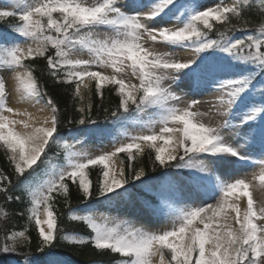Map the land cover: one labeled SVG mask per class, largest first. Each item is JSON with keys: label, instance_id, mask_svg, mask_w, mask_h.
I'll list each match as a JSON object with an SVG mask.
<instances>
[{"label": "snow or ice", "instance_id": "1", "mask_svg": "<svg viewBox=\"0 0 264 264\" xmlns=\"http://www.w3.org/2000/svg\"><path fill=\"white\" fill-rule=\"evenodd\" d=\"M6 19L16 23L0 30V149L25 194L26 207L17 215L26 223L5 232L0 264H66L54 251L58 240L108 251L119 257L116 264H264V206L257 207L253 198V180L264 187V0L212 7L204 0H5L0 23ZM236 32L244 34L237 38ZM145 40L169 50L155 51ZM176 49L192 55L176 59ZM37 58L45 59L55 84L74 85L80 115L66 119L67 125L82 126L73 134L75 143L108 136L115 145L112 131L92 118L93 81L97 96L103 98L102 89L113 86L119 97L110 114L104 108L106 120L110 116L109 122L120 127L131 121L141 134L94 157L78 151L75 143H61L60 109L35 74ZM94 68L111 69V74ZM4 72L12 74L22 101L43 102L50 117L37 126L30 113L10 107ZM128 73L139 83L127 82ZM165 81L184 83L194 94L219 93L212 107L225 119L206 124L201 117L207 113L196 110V99L179 107L182 97ZM142 144L154 152L151 170L165 169L155 180H142L145 169L133 168ZM52 147L58 149L56 157L48 155ZM120 153L127 154V172L110 167ZM97 165L102 179L94 195L86 170ZM247 167L259 168L252 180L234 177ZM67 181H78L85 202L138 200L153 216L170 220V227L150 231L77 214L69 206ZM135 181L145 192L155 191L158 202L133 193ZM14 187L0 171L6 202H21V196L11 195ZM54 193L64 197L67 220L82 223L91 235L69 233L60 225ZM241 198H246L243 209ZM91 207L86 203L85 211ZM9 215L0 205V220Z\"/></svg>", "mask_w": 264, "mask_h": 264}, {"label": "trees", "instance_id": "2", "mask_svg": "<svg viewBox=\"0 0 264 264\" xmlns=\"http://www.w3.org/2000/svg\"><path fill=\"white\" fill-rule=\"evenodd\" d=\"M192 1L193 0H187V2L189 3H192ZM249 15H251V19L253 22H258L260 19L259 16L255 14ZM12 23L16 22L14 20H6L3 23H0V30L5 29V26L7 24ZM217 27L219 28L221 26L217 25ZM243 34V32H236L235 36L239 38ZM213 35H215V33H213ZM32 63L36 65L35 74L39 78L40 83L47 89L49 95L52 96L60 109L62 123L59 128V134L62 137L61 143H63L67 141L72 132L76 131L77 127H82L67 125L66 118L78 119L80 115V113L76 111L77 101L73 99L74 85L55 84L52 78L48 75L45 59L37 58L35 61H32ZM102 91L103 98L97 96L96 93H93L91 97L92 118L97 120L107 129H110L114 136L118 134L120 135V133H123L122 131L132 122L129 121L123 127H120L114 126L109 122L111 119L110 116L108 120H106V113L104 112V108H107L110 114V112L118 105L119 97L116 95L113 86L105 87L104 89H102ZM57 154L58 149L55 147L50 148V150L48 151L49 156L56 157ZM60 156L62 162V153L60 154ZM150 156L154 159V152L152 150H146L143 156H141L140 158L135 157V159L132 161L134 169L138 170L141 167L145 169L146 176L142 177V180L147 179V177H152L153 180H155V178L159 177L161 173L165 171V169L159 167L156 171H152V159L149 158ZM122 160L123 164L125 165L124 169L127 172L128 159L127 157H123ZM173 163H175V161H173ZM41 168H43V165H41ZM0 170L7 174L12 179L13 185H15V187L11 191V195H13V197L18 195L21 196V202H17L15 199H13V201L11 202H6L4 200L3 194H0V205H3L4 208L10 213L9 217L6 220H0L1 241L2 239H4V234L6 231L13 229L21 230L24 227L26 218L25 216L17 215V213L24 211L26 207V201L24 199L25 194L19 190V182L15 178L12 167L10 166L8 159L1 152V150ZM88 176L92 181V191L95 195V192L98 188V183L102 179V170H99L97 168H90ZM134 183L137 187L132 189L133 193L138 194L145 199L152 201L153 203L158 202L155 191H153L152 193H147L140 187V181H135ZM68 199L70 202L69 206L72 209L77 210V213H87L103 200V198H98L96 200L85 202L83 199V195H81L78 187L74 186L70 182ZM86 203L92 205V207L88 211H85ZM55 208L59 216V223L66 229L67 232L74 234L91 235L90 231L82 223L70 222L67 220V213L69 208L65 206L64 198H59L57 199V201H55ZM30 235L32 238V251L35 252L37 233L34 227L30 229ZM54 251L68 264H116V260L119 259L117 255L111 254L108 251L98 252L90 245L70 246L67 244V242H61L59 240L56 243Z\"/></svg>", "mask_w": 264, "mask_h": 264}, {"label": "bare ground", "instance_id": "3", "mask_svg": "<svg viewBox=\"0 0 264 264\" xmlns=\"http://www.w3.org/2000/svg\"><path fill=\"white\" fill-rule=\"evenodd\" d=\"M231 3H234V1L232 2L231 0H204L205 7H212L218 4H231ZM191 55L192 54L184 55L185 57H183L182 60H186L190 58ZM81 58H84V57H81ZM3 75L5 76L7 80V88L10 93L9 98H8V104L10 107L19 109L21 112L26 111L27 113H30L33 117V122L37 126H39V124H41L45 118L50 117L51 113L49 109L43 103L34 105L30 102L22 101L20 99L19 95L15 91V82H14V79L12 78L11 73L4 72ZM181 95H183L182 97H184V99L180 100L178 102V105H184L187 98H189L188 102H190L192 99H196L200 101V103L197 105L196 110L207 113V115L201 117V119H203V121L206 124L217 125L225 119V117L218 115L216 110L212 107L213 102L215 98L219 95V93L217 92L205 93L204 92L202 94L192 96L186 91ZM210 108H211V111L208 110ZM13 118L27 119L26 116H17ZM16 127H17V130L24 131V129L20 125H17ZM157 131H158V128H157ZM139 134L141 133L140 132L138 134L133 133V135H139ZM127 142H129L128 139H121V140H117L114 145V143H111V142L108 143L107 141H104L102 139V140L96 141V144L89 145V147H85L83 149H81L80 147L78 148L76 147V149L78 151H86L94 157L104 152H111L114 150V146H119L120 143H127ZM143 146L144 145H142V147ZM110 167L115 168L117 171L121 167L116 157H114L113 161L110 162ZM254 173L250 167H247V168H242L238 173H235L234 176L239 175V176H247L251 178V176ZM253 194L255 197V198L253 197L254 199L257 198L258 200L262 201V203H264V187H259L255 185L253 189ZM240 205L241 206L243 205L242 200L240 201ZM124 207L126 210L124 211L125 212L124 214H119L118 212L116 213L115 210H113L107 214L102 215L99 218L100 219L99 221L103 222L105 218H107L108 222L110 223H118V222L127 221L128 223H130V225L134 227H143L146 230H150V231H159V230H163V229L170 227V223H171L170 220H166L163 217H158L156 219L153 218L151 213H149L146 209H143L141 204L137 200H133V202L131 203L125 202ZM154 260H158V257L154 258Z\"/></svg>", "mask_w": 264, "mask_h": 264}, {"label": "rangeland", "instance_id": "4", "mask_svg": "<svg viewBox=\"0 0 264 264\" xmlns=\"http://www.w3.org/2000/svg\"><path fill=\"white\" fill-rule=\"evenodd\" d=\"M232 2L234 1L235 2V0H231ZM88 2L89 3H92V2H94V0H88ZM5 6V0H0V8H3ZM213 23H215V22H213ZM102 33H103V31H101V35H102ZM21 43H23V41H20ZM145 46L146 47H149V48H152L153 50H155V51H160V52H163V51H168L169 49H167V48H165L163 45H160V44H157V45H155V46H153L152 44H151V42L150 41H147V40H145ZM175 51V58L176 59H180V60H182L183 59V57H185L184 55H189V54H192L190 51H187V50H184V49H176V50H174ZM84 58L86 57L87 58V56L86 55H84L83 56ZM93 70H100V71H105L107 74H110V72H111V69H93ZM124 78L126 79V81L127 82H129V83H136V84H138L139 83V81L138 80H136L134 77H132L131 75H130V73H128V74H126L125 76H124ZM94 81L93 82H90V87H91V89H92V85H94ZM165 85L166 86H168V87H170L171 89H172V91H174V92H176L178 95H180L181 97L183 96V95H181V94H183L184 92H186L187 91V93H189L190 95H192V96H195V95H199V94H201V93H192V92H190L189 90H188V86L186 85V84H184V83H175V82H173V81H165ZM183 92V93H182ZM207 92H215V91H207ZM202 93H204V92H202ZM91 96H92V91H91ZM184 99V97H182V99L181 100H183ZM188 99L189 98H187V100H186V102L184 103V105H178L179 107H181V108H183V107H185L186 105H187V103H188ZM78 101V100H77ZM43 103V102H42ZM78 103H80L79 101H78ZM84 106H86L87 105V103H88V94L87 93H85V100H84ZM44 104V103H43ZM45 105V104H44ZM207 105V104H206ZM46 106V105H45ZM206 108V107H205ZM207 109V108H206ZM209 111H211V108L210 109H208ZM49 111H50V109H49ZM141 128L139 127V126H136V125H131V126H129L125 131H124V133L121 135V138H124V139H128V136H132L133 135V133H136V134H138L139 132L141 133ZM125 132L127 133V135H125ZM75 133V132H74ZM74 133H72V135L70 136V138L69 139H67V142H69V143H75V141L72 139V137H73V134ZM104 141H107L108 143H114L113 142V140L110 138V140L109 139H106V138H102ZM101 138H92V139H90V140H88V141H86V142H84V143H75V147H80L81 149H83V148H85V147H89V145H91V144H96V141H99V140H102ZM117 140H119V137H115V142L117 141ZM159 143V142H158ZM98 145V144H97ZM142 145H144L142 148L143 149H145V148H149L148 146H147V144H142ZM1 151H2V153L5 155V157L7 158V156H6V154H5V151L3 150V149H1ZM116 159L118 160V162H119V164L121 165V161L119 160V154L116 156ZM122 167H123V165H121ZM251 169H252V171H253V173L255 172V173H257L258 171H259V168L258 167H250ZM1 171V170H0ZM87 171V170H86ZM235 177V176H234ZM233 177V178H234ZM246 179H248V180H252V177H253V175L251 176V178L250 177H247V176H244ZM77 185H78V181H77ZM253 185L255 186H258V182L257 181H254L253 180ZM254 189V188H253ZM54 195L56 196V200L55 201H57V199H59V198H64L62 195H59V194H55L54 193ZM253 197H254V194H253ZM255 198V197H254ZM241 200H242V202H243V205L241 206V208L243 209V208H245L246 207V198H241ZM255 201H256V206L257 207H259V206H263V204L264 203H262V201H260V200H258L257 198L256 199H254ZM208 202H211V203H214L215 201L214 200H211V201H208ZM124 203L125 202H119V203H113V204H111V205H109L108 203H106V201L104 200V198H103V200L101 201V202H99L95 207H93L92 209H91V211H89V212H84V213H80V214H91V215H93L98 221L100 220L99 218L102 216V215H104V214H107V213H109L110 211H113V210H115V212L117 213H119V214H124L125 212L124 211H126L125 210V207H124ZM78 214V213H77ZM234 215V214H233ZM154 218H155V216H154ZM126 223H128L127 221H125ZM128 224H130V223H128ZM1 241H3V239L1 240ZM66 264H68V263H66Z\"/></svg>", "mask_w": 264, "mask_h": 264}]
</instances>
